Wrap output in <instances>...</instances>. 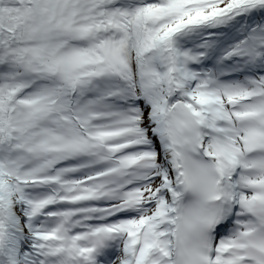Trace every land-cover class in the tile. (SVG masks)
Listing matches in <instances>:
<instances>
[{
    "label": "snow or ice",
    "instance_id": "6c2138e0",
    "mask_svg": "<svg viewBox=\"0 0 264 264\" xmlns=\"http://www.w3.org/2000/svg\"><path fill=\"white\" fill-rule=\"evenodd\" d=\"M0 264H264V0H0Z\"/></svg>",
    "mask_w": 264,
    "mask_h": 264
}]
</instances>
